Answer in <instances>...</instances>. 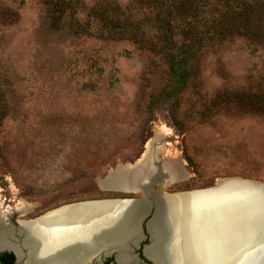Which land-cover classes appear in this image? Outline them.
<instances>
[{
	"label": "rangeland",
	"instance_id": "obj_1",
	"mask_svg": "<svg viewBox=\"0 0 264 264\" xmlns=\"http://www.w3.org/2000/svg\"><path fill=\"white\" fill-rule=\"evenodd\" d=\"M71 1L78 6L68 4L53 29L48 18L59 11L50 12L46 0H0V85L9 104L0 133L6 221L81 200L139 197L118 189L119 182L155 153L183 170L169 185L163 179L168 192L227 177L264 182V112L241 104L208 108L220 93L264 87V36L210 41L193 58L195 91L174 100L162 96L170 80L166 58L134 41V23L146 24L153 3ZM99 2L118 4L133 35L96 34L90 8ZM219 8L209 4L204 14Z\"/></svg>",
	"mask_w": 264,
	"mask_h": 264
},
{
	"label": "bare ground",
	"instance_id": "obj_2",
	"mask_svg": "<svg viewBox=\"0 0 264 264\" xmlns=\"http://www.w3.org/2000/svg\"><path fill=\"white\" fill-rule=\"evenodd\" d=\"M157 160L153 154L131 168L119 182L118 189L131 190L134 182L146 181L156 172L167 182L183 174L178 163L176 168L168 163L159 164ZM237 190L235 186H224L212 193L197 191L189 196H165L168 211L162 213L161 220L158 218L150 224L149 231L154 242L146 254L157 259L158 264L255 263L257 256L248 247L246 249L237 244L239 237L235 229L238 224L246 223L248 231L256 234L264 231V227L252 226L250 220L259 215V210L252 204H238L233 197ZM86 206L63 207L35 225L26 227L28 263L79 264L88 250L98 247H110L117 251L118 259L129 260L126 241L129 239L135 243L139 236L133 232L136 226L131 223L133 212L130 208H123L113 217L112 212H106L109 208L106 205L101 211ZM5 219L4 212L0 210V223H4L3 227L8 231ZM2 242L13 246L8 240ZM17 254L19 258L22 257L21 253Z\"/></svg>",
	"mask_w": 264,
	"mask_h": 264
},
{
	"label": "trees",
	"instance_id": "obj_3",
	"mask_svg": "<svg viewBox=\"0 0 264 264\" xmlns=\"http://www.w3.org/2000/svg\"><path fill=\"white\" fill-rule=\"evenodd\" d=\"M153 3L152 15L149 13L145 25L134 23L132 29L137 30L134 41L140 48L151 47L152 51L162 54L168 63L169 85L162 90L163 97L179 100L183 94L195 91L193 77L195 65L193 58L203 46L217 38L231 37L235 34L252 36L256 39L264 36V0H143ZM50 12L53 8L59 11V16L50 15L49 25H61L68 4L78 6V2L71 0H46ZM221 5L212 17L204 14L209 4ZM94 4L92 19L97 23L96 34L99 36H132L130 25L125 24L124 11L117 5L108 3ZM47 21V20H46ZM91 25V24H89ZM150 25V26H148ZM90 27V26H89ZM148 27L153 28L150 34ZM133 31V30H132ZM140 33V35H139ZM147 35L150 37L148 38ZM138 37V40L136 39ZM151 43V44H150ZM154 43V44H152ZM215 102V103H214ZM208 106L209 112L216 111L224 105H244L253 110L264 112V87L257 90L223 92ZM9 104L6 92L0 85V133L1 126L8 114ZM228 107V106H225ZM0 158H4L0 145ZM189 160V159H188ZM109 198V197H106ZM114 198V197H112ZM97 199V198H96ZM0 264H12V254H0Z\"/></svg>",
	"mask_w": 264,
	"mask_h": 264
},
{
	"label": "water",
	"instance_id": "obj_4",
	"mask_svg": "<svg viewBox=\"0 0 264 264\" xmlns=\"http://www.w3.org/2000/svg\"><path fill=\"white\" fill-rule=\"evenodd\" d=\"M157 153H155V156ZM145 156V155H144ZM158 156V155H157ZM158 162L159 164L162 163L159 157ZM142 159V158H141ZM140 159V160H141ZM130 167H136V164H132ZM176 180L171 178L166 185H169L172 181ZM155 185H158L155 188ZM164 182L161 179V176L158 172L153 173L146 181H136L133 183L131 190H121L124 192H141L142 195L139 197H114V198H97V199H89V200H81L76 202L67 203L51 210L44 212L41 215H38L32 219H15V221H5L6 227H8V231L5 230L3 227L4 223H0V254L2 252H13L16 256L17 264H29V247H28V238L26 237V227L35 225L34 223L39 222L43 218L49 216L58 209L63 207H78L82 208L84 206L90 207L94 210L101 211L104 209L106 205L108 210L106 212H112L111 216L114 217L119 211L121 212L123 208H130L133 212L132 217V225L136 226L134 231L135 233L139 234V236L135 239V243L131 241H126L128 244V251L133 250L134 248L138 247L141 240L147 237L149 243L144 245V252L148 248H151L153 245V237L149 231L150 224L155 223V221L161 220L162 213L167 212L166 205L167 199L165 196H173L178 194H184L185 196H189L194 192H201V193H212L217 192L224 188V186H235L237 188V193L233 195L236 202L238 204L243 205H253L255 209L259 210V215L252 221V226L254 227H264V182L256 181L253 179L248 178H241V177H227L218 180L214 185L203 187V188H196V189H189V190H180V191H173L168 192L163 190ZM245 190V191H243ZM247 192V193H243ZM122 204H117L121 203ZM173 205V204H172ZM135 206V207H133ZM172 208V207H171ZM263 209L262 213L260 212ZM166 210V211H165ZM165 211V212H164ZM6 220V219H5ZM4 222V220H3ZM248 226L246 223L238 224L235 229V234L238 235L239 242L237 244L243 245L244 248H249L250 252L254 253L257 256V260L259 262H264V231H259L256 234H252L251 231H248ZM249 235H251L250 238ZM135 237V236H132ZM5 240H8L13 243L12 245H5ZM261 240V241H259ZM28 241V242H27ZM259 241V242H258ZM117 251L110 249V247L103 248L98 247L97 249L88 250L82 257V261L79 264H87L90 260L96 258L100 259L101 256H108L112 253ZM17 253H21L22 257L19 258ZM152 260L153 264H158L157 259Z\"/></svg>",
	"mask_w": 264,
	"mask_h": 264
},
{
	"label": "flooded vegetation",
	"instance_id": "obj_5",
	"mask_svg": "<svg viewBox=\"0 0 264 264\" xmlns=\"http://www.w3.org/2000/svg\"><path fill=\"white\" fill-rule=\"evenodd\" d=\"M149 241L147 237L142 239L139 246L133 250L127 251L129 260L122 261L117 258V253L114 252L108 256H101L100 259H92L87 264H153L149 256L144 252V245L148 244ZM3 253V252H2ZM12 254V264H17L16 256L13 252H8Z\"/></svg>",
	"mask_w": 264,
	"mask_h": 264
}]
</instances>
